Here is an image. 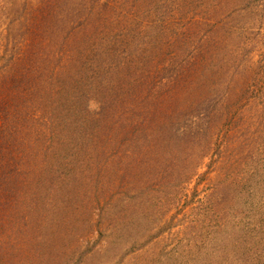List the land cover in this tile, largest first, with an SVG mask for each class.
I'll return each instance as SVG.
<instances>
[{
	"label": "rangeland",
	"instance_id": "obj_1",
	"mask_svg": "<svg viewBox=\"0 0 264 264\" xmlns=\"http://www.w3.org/2000/svg\"><path fill=\"white\" fill-rule=\"evenodd\" d=\"M195 16L197 30L191 23ZM204 34L210 50L203 52L199 71L180 101L211 96L215 108L226 113L210 155L187 174L183 168H156L162 177L152 178L153 168L128 170L123 188L137 197L117 196L113 215L97 210L92 232L74 249L69 246L73 234L64 232L77 227L78 215H48L50 225L41 222L44 234L35 264H264V0H0V103L8 97L15 73L32 64L23 71L35 80L20 94L25 107L16 111L12 105L10 110L26 116L28 129L20 144L33 152L41 131L50 137V128L35 118L44 115L43 108L50 111V76L92 93L79 74L77 51L89 59L115 55L122 61V56L129 58L123 53L127 50L133 58L131 71L142 58L160 68L163 61L183 59L185 48L192 50ZM188 38L193 43L182 48ZM87 44H94L95 56ZM66 96L65 109H71L75 102L71 105V94ZM201 142L186 146L184 153H204ZM156 152L157 145L147 157L156 159ZM42 161L20 165L26 193L19 197L20 208L35 192L44 191L40 179L48 181L49 171L40 168ZM117 169L114 163L105 168L100 186L120 180ZM76 173L75 190L77 177L83 178ZM91 178L87 185L81 183L87 190H93ZM25 209L32 216L31 208ZM14 238L10 233L5 237L8 251H0V264L8 259L31 264L17 259L31 245L16 244Z\"/></svg>",
	"mask_w": 264,
	"mask_h": 264
},
{
	"label": "trees",
	"instance_id": "obj_2",
	"mask_svg": "<svg viewBox=\"0 0 264 264\" xmlns=\"http://www.w3.org/2000/svg\"><path fill=\"white\" fill-rule=\"evenodd\" d=\"M191 20L197 30L196 16ZM95 33L100 32L95 30ZM189 34L193 36L200 32ZM209 40L204 34L190 50L184 47L193 43L188 38L189 42L181 44L187 50L183 52V59L178 57L179 62L163 61L157 68L151 60L142 58L137 60L133 71L130 70L131 52L123 51L129 58L122 56V61L115 55L103 60L95 54L94 44L92 48L87 44V50H94L92 54L96 56L95 59L85 58L87 55L77 51L81 56L79 74L82 81L89 84L92 93L80 90L78 84L69 88L57 76H50V111L43 108L44 115L35 117L40 119L42 127L50 128V137L41 131L40 137L35 138L33 152L28 151L27 145L20 144L28 129L26 116L11 115L10 110L12 105L18 107L17 111L25 104L20 94L35 80L23 71L32 68V64L28 63L21 72L15 73L9 84V95L4 103H0V251H8L5 237H9V233L12 237L15 234L14 243L24 247L31 245L25 247L17 259L31 264L33 260L35 264L41 255L40 238L44 234L41 222L47 221L50 225L48 215L64 218L66 214L74 216L76 213L80 218L77 227L71 226L64 232L73 234V246H69L74 249L83 236L92 232L90 228L97 210L113 215L118 207L117 196H124V199L137 197L135 192L134 195L126 194L122 184L126 179L123 174L131 168H153L155 172L149 174L152 178L156 175L162 177V170L156 168H183L186 174L189 168H195V171L200 168L201 162L210 155L212 141L220 132L226 113L215 108L211 96L184 104H181L180 96L198 73L199 60L204 59L203 52L210 50ZM31 54L36 61L35 50ZM19 60L22 63L23 59ZM68 94H71L70 104L75 102L71 109H65L64 100ZM33 125L31 123V127ZM196 139L202 141L205 152L186 155L183 149ZM155 145L157 158L147 157V152ZM41 161L43 167L40 164V168L49 171L46 173L49 178L48 181L40 179L44 186L39 188L44 191H34L36 197L24 201L23 207L31 208L33 214L30 212V216L24 213L27 209L20 208L23 203L19 204V197L26 194L21 190L25 183V169L20 165L38 166ZM113 163L122 174L120 180H109L100 186V175L105 174L104 169ZM72 168L77 169L69 172ZM76 170L83 173V178L81 182L77 177L79 187L76 186L75 190ZM89 176L92 177L93 190H87L81 184L87 185ZM7 263L11 264V260L8 259Z\"/></svg>",
	"mask_w": 264,
	"mask_h": 264
}]
</instances>
